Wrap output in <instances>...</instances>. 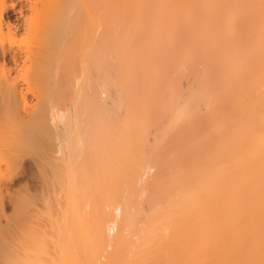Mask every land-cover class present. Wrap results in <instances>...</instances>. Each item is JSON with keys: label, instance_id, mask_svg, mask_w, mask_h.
<instances>
[{"label": "bare ground", "instance_id": "bare-ground-1", "mask_svg": "<svg viewBox=\"0 0 264 264\" xmlns=\"http://www.w3.org/2000/svg\"><path fill=\"white\" fill-rule=\"evenodd\" d=\"M3 167L0 264H264V0H0Z\"/></svg>", "mask_w": 264, "mask_h": 264}, {"label": "rangeland", "instance_id": "rangeland-1", "mask_svg": "<svg viewBox=\"0 0 264 264\" xmlns=\"http://www.w3.org/2000/svg\"><path fill=\"white\" fill-rule=\"evenodd\" d=\"M15 71L18 72V75L16 74V72L15 73L12 72V76L16 74L17 76H19L21 78H22V76L24 78V76H30V75H31L30 76L31 78L33 77L31 70L29 69V63H25V64L23 63V64L19 65ZM30 77H29V79H30ZM45 84H47V83H45ZM29 98H30V96H29ZM51 102H52V100L50 97L43 96L39 100V103H38L39 107L38 108L45 107V106L48 107V105ZM22 109L23 110L20 112L24 111V107ZM26 109H27V107L25 108V110ZM29 109H27V110L29 111ZM24 112L22 113V116L24 115L22 119H24L25 116H26V119L28 116L30 117V119L31 118L33 119L34 115H32V117H31L30 115H28V113H26L27 114L26 115ZM31 112H32L31 114H33V110ZM18 116L19 115H17V117ZM14 118L15 117H13V115L10 116L11 120H13ZM18 118H20V117H18ZM16 119L17 118H15L14 120H16ZM34 121L35 120L33 119V123H30L29 126L32 128V131L34 132L33 134L37 138L35 141L28 142L25 138H23L17 142H12L13 148L14 147L17 148V151H18L17 153L19 154V157H20L19 167L15 169L16 171L13 174L14 176L13 175L11 176V178L13 179V184H14L13 189L15 191H21V189H23L22 191H25V189H24V187H25L29 190V193H31L30 191H32L31 194H35L34 192H36L37 190H40V187H41V184H40L41 179L39 181L36 177L38 175V177L40 178V175L37 174L38 171L35 173V171L37 169L35 170V167L33 166L32 161L36 160V159H41L43 157H47V155H49V145H48L46 140L42 139L43 137L41 136V132L37 129L38 128V123H36L37 120L35 121V123H34ZM41 121H42V119H41ZM19 122H20V120H17L18 126L20 125ZM14 124H16V123H14ZM40 124H43V123H40ZM21 127H23V126H21ZM46 168H48V167H46ZM50 169H48V170H50ZM45 171H47V170L45 169ZM5 174H6V170H4V167H3L0 170V177H4ZM49 174H51V172Z\"/></svg>", "mask_w": 264, "mask_h": 264}]
</instances>
